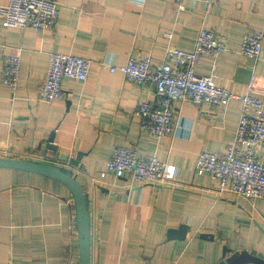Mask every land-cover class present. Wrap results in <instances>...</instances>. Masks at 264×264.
I'll return each mask as SVG.
<instances>
[{
    "label": "crops",
    "instance_id": "0c3cea01",
    "mask_svg": "<svg viewBox=\"0 0 264 264\" xmlns=\"http://www.w3.org/2000/svg\"><path fill=\"white\" fill-rule=\"evenodd\" d=\"M10 0H0L7 5ZM51 29L10 27L0 17V156L51 162L72 169L88 194L91 264H218L223 248L264 258V199L220 193L216 180L195 171L202 151L222 152L233 143L240 101L227 106L174 103L176 128L157 137L144 130L136 107L156 103L151 86L128 81L110 65L147 55L162 62L176 47L191 51L200 28L226 35L227 49L204 54L199 75L247 94L251 76L264 101V60L240 53L250 30L264 31V0H58ZM264 44V41H263ZM52 52L92 61L85 81L67 77L64 98L40 99ZM20 55L16 89L2 80L3 57ZM58 151L81 158L78 166L46 157L52 132ZM115 147H132L177 167L168 184L135 183L106 171ZM48 155L54 156L53 152ZM185 224L184 240L168 231ZM213 235L203 239L201 234ZM76 206L61 181L0 168V264H79ZM255 264V263H248Z\"/></svg>",
    "mask_w": 264,
    "mask_h": 264
},
{
    "label": "built area",
    "instance_id": "2783aa9c",
    "mask_svg": "<svg viewBox=\"0 0 264 264\" xmlns=\"http://www.w3.org/2000/svg\"><path fill=\"white\" fill-rule=\"evenodd\" d=\"M219 0H207L210 6ZM182 7L183 0H177ZM58 0H10L0 5V17L10 27L51 29L59 16ZM264 31L246 33L240 53L255 61L264 60ZM227 49L226 35L200 28L191 51L170 47L162 62H154L151 55L130 57L124 64L109 66L111 72L122 73L128 81L151 86L157 102L140 101L135 114L141 127L157 137L175 132L174 103L194 105L208 103L227 106L236 99L242 104L235 139L222 152L202 151L198 154L195 171L209 174L217 182L220 193L236 194L248 199H264V101L255 95V79L251 76L247 94L234 93L217 85L212 76L199 75L196 66L204 54L217 56ZM20 55L3 57L2 80L16 89L20 79ZM92 61L72 53L52 52L47 76L41 87L40 99L51 102L64 98L63 80L67 77L85 81ZM115 176L130 175L135 183L168 184L177 177V167L157 156L143 157L136 148L115 147L106 165Z\"/></svg>",
    "mask_w": 264,
    "mask_h": 264
},
{
    "label": "water",
    "instance_id": "95a60500",
    "mask_svg": "<svg viewBox=\"0 0 264 264\" xmlns=\"http://www.w3.org/2000/svg\"><path fill=\"white\" fill-rule=\"evenodd\" d=\"M55 132L53 131L45 145L46 157L57 161L69 163L73 166L79 165L81 154L76 157H70L66 153L58 151V147L54 144ZM48 152H53L54 156L48 155ZM0 168L19 169L28 172H33L45 175L63 182L72 192L77 215V227L79 235V248H80V262L79 264H91V215L88 208L89 198L88 194L83 191L77 177L74 175L73 170L70 168L65 169L56 163L51 162H38L27 159H20L15 157H2L0 156ZM189 231V226L182 224L178 228H171L168 231L169 239L184 240ZM203 239H213L212 234H201ZM231 249L228 246L223 248V259L218 264H264V258L255 255L247 250L236 251L231 255Z\"/></svg>",
    "mask_w": 264,
    "mask_h": 264
}]
</instances>
